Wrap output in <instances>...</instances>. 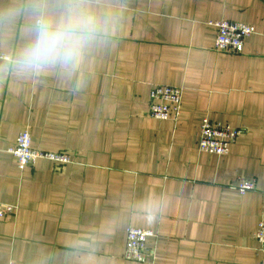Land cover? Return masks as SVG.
Instances as JSON below:
<instances>
[{
    "label": "crops",
    "instance_id": "crops-1",
    "mask_svg": "<svg viewBox=\"0 0 264 264\" xmlns=\"http://www.w3.org/2000/svg\"><path fill=\"white\" fill-rule=\"evenodd\" d=\"M110 3V37L77 69L0 59V203L16 207L0 264H142L124 257L129 227L154 231V264H264V0ZM224 19L255 29L240 54L215 49ZM24 25L0 29V51L14 55ZM158 84L183 88L177 122L148 115ZM205 118L245 129L228 154L199 149ZM26 128L74 163L19 169L8 149Z\"/></svg>",
    "mask_w": 264,
    "mask_h": 264
},
{
    "label": "clouds",
    "instance_id": "clouds-1",
    "mask_svg": "<svg viewBox=\"0 0 264 264\" xmlns=\"http://www.w3.org/2000/svg\"><path fill=\"white\" fill-rule=\"evenodd\" d=\"M110 0H10L0 7V29L25 21L10 63L24 73L77 69L111 35Z\"/></svg>",
    "mask_w": 264,
    "mask_h": 264
},
{
    "label": "built area",
    "instance_id": "built-area-1",
    "mask_svg": "<svg viewBox=\"0 0 264 264\" xmlns=\"http://www.w3.org/2000/svg\"><path fill=\"white\" fill-rule=\"evenodd\" d=\"M217 29L215 49L220 52L240 54L244 51L245 41L254 32L252 25L244 22L218 20L210 23ZM12 55L0 51V59L10 61ZM183 88L170 85H155L151 91V104L149 116L160 120L177 122L182 113ZM245 129L232 127L231 125L215 123L205 118L201 125L199 149L203 152L223 156L229 153L232 143L244 133ZM17 160L19 169L24 170L28 165L35 164L38 160H48L58 168L65 164L74 163L73 156L69 151H44L32 146V135L28 128L21 131L17 142L8 149ZM255 181L243 179L238 185L242 193L255 190ZM16 207L0 203V217L15 213ZM155 236L150 229L129 227L127 230V243L125 259L142 264H154L155 252L151 249L147 240ZM255 237L264 247V221L259 224ZM10 264H15L11 261Z\"/></svg>",
    "mask_w": 264,
    "mask_h": 264
}]
</instances>
